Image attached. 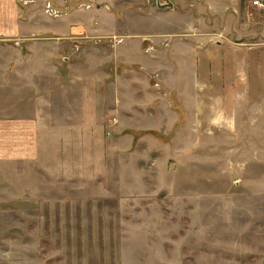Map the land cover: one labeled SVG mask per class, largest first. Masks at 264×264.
Here are the masks:
<instances>
[{
    "label": "rangeland",
    "instance_id": "1",
    "mask_svg": "<svg viewBox=\"0 0 264 264\" xmlns=\"http://www.w3.org/2000/svg\"><path fill=\"white\" fill-rule=\"evenodd\" d=\"M0 0V264H264V10Z\"/></svg>",
    "mask_w": 264,
    "mask_h": 264
},
{
    "label": "crops",
    "instance_id": "2",
    "mask_svg": "<svg viewBox=\"0 0 264 264\" xmlns=\"http://www.w3.org/2000/svg\"><path fill=\"white\" fill-rule=\"evenodd\" d=\"M211 1H213V3H215V4H220V3H224V4H226V3H231V2H233L234 4H237V6H238V5H240L243 1L251 2L252 0H211ZM252 6H254V5H253V1H252Z\"/></svg>",
    "mask_w": 264,
    "mask_h": 264
},
{
    "label": "water",
    "instance_id": "3",
    "mask_svg": "<svg viewBox=\"0 0 264 264\" xmlns=\"http://www.w3.org/2000/svg\"><path fill=\"white\" fill-rule=\"evenodd\" d=\"M156 5L160 8H167V7H172L173 3L170 1H167L166 3H161L160 0H156Z\"/></svg>",
    "mask_w": 264,
    "mask_h": 264
},
{
    "label": "built area",
    "instance_id": "4",
    "mask_svg": "<svg viewBox=\"0 0 264 264\" xmlns=\"http://www.w3.org/2000/svg\"><path fill=\"white\" fill-rule=\"evenodd\" d=\"M253 5L264 10V0H253Z\"/></svg>",
    "mask_w": 264,
    "mask_h": 264
}]
</instances>
